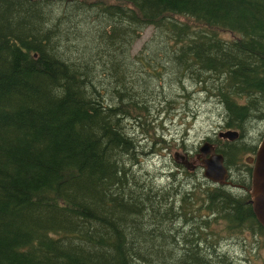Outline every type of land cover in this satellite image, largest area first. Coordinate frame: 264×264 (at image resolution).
Listing matches in <instances>:
<instances>
[{
  "label": "trees",
  "instance_id": "trees-1",
  "mask_svg": "<svg viewBox=\"0 0 264 264\" xmlns=\"http://www.w3.org/2000/svg\"><path fill=\"white\" fill-rule=\"evenodd\" d=\"M188 87L244 139L264 122V0H0V264H264L243 189L137 169Z\"/></svg>",
  "mask_w": 264,
  "mask_h": 264
},
{
  "label": "rangeland",
  "instance_id": "rangeland-1",
  "mask_svg": "<svg viewBox=\"0 0 264 264\" xmlns=\"http://www.w3.org/2000/svg\"><path fill=\"white\" fill-rule=\"evenodd\" d=\"M151 32L149 28L144 29L132 45L131 55L138 52ZM155 98L150 111L151 126L154 128L155 136H163L162 143L159 145L160 149L158 146L147 149L149 147L148 142L141 139L140 145L144 147L141 152L146 155L142 156V161L138 164L137 169L141 172H147L151 181L159 184V186H164L168 183L167 175L169 173H180V170L176 168L178 164L173 162V152H189L192 156L206 137L213 139V144L217 148L222 147L221 142L225 140L218 141L216 137L217 132L223 130L220 108L213 102L205 100L202 94L194 93L191 87L187 88L186 93H178L176 98L167 105L161 103L160 108L157 101H161L162 97ZM157 110H161L160 113L157 114ZM128 128L134 135H138L137 129H134L133 126L129 125ZM142 130L143 132L146 131L144 127ZM147 131H150V128ZM263 132L264 122L258 123L244 140L247 144L256 145ZM244 156L245 153L241 156L242 167H245L242 161ZM192 159L194 164L199 166L198 161H195L193 156ZM194 173H197L199 183L204 186L209 184L204 180L200 166ZM188 174L192 175L193 173ZM221 250L234 255L239 253V248L229 244L223 245Z\"/></svg>",
  "mask_w": 264,
  "mask_h": 264
},
{
  "label": "water",
  "instance_id": "water-1",
  "mask_svg": "<svg viewBox=\"0 0 264 264\" xmlns=\"http://www.w3.org/2000/svg\"><path fill=\"white\" fill-rule=\"evenodd\" d=\"M217 137L220 139H226L233 141L238 138V133L233 130H225L218 132ZM201 153L200 164L202 166L203 177L215 184H221L226 178L227 171L223 166L222 156L218 153H214L213 147L207 142L202 143L199 147ZM208 157L204 158V156ZM174 158L179 156L182 165L187 169H192V161L186 160V155L173 154ZM249 195V203L254 218L264 229V134L256 149V153L253 159V164L250 173V184L247 190Z\"/></svg>",
  "mask_w": 264,
  "mask_h": 264
},
{
  "label": "flooded vegetation",
  "instance_id": "flooded-vegetation-1",
  "mask_svg": "<svg viewBox=\"0 0 264 264\" xmlns=\"http://www.w3.org/2000/svg\"><path fill=\"white\" fill-rule=\"evenodd\" d=\"M244 136L245 135H241L239 133L238 138L236 140H234V141H236V143L225 144V141L221 142L223 146L231 145V147L235 148L236 151L245 148V156L242 158V161H243V164L245 165V167H242L240 170H235V166H232L230 168L228 167V169L225 168L227 171V174H226V178L221 183V185L225 186V187L236 188L239 190L243 189L246 192L248 190L249 184H250V173H251V167H252L253 159H254V156L256 153L257 146H258V144L262 138V135L260 136L259 141L256 145L247 144L244 140ZM220 140H222V139L218 138V141H220ZM204 142H207L208 144H210L213 147L214 153L219 152L216 149V146L213 144V139L206 137L202 140L201 143H204ZM229 142H233V141H229ZM229 152H230V149L228 148V150L225 151L227 159H231L229 157ZM183 153L186 154L188 160H193L192 156L194 157V160L195 161L197 160L198 162H200L202 159V157H201L202 155L199 152L198 148H197V151L196 150L194 151L192 156H191V153H189V152H183ZM248 155H250V156H248ZM206 157H208V155L204 156V158H206ZM173 159L174 160H177V159L180 160V158L178 156L173 158ZM222 161H223V158H222ZM180 162H181V160H180ZM240 164L242 166L241 158H240ZM194 166L196 167L197 165H194ZM246 170H249V172L247 174H245ZM244 178L246 179L247 187L240 184V182H244Z\"/></svg>",
  "mask_w": 264,
  "mask_h": 264
}]
</instances>
